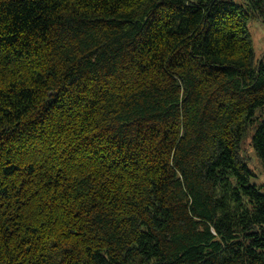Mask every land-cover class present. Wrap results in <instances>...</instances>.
Instances as JSON below:
<instances>
[{
    "label": "trees",
    "instance_id": "1",
    "mask_svg": "<svg viewBox=\"0 0 264 264\" xmlns=\"http://www.w3.org/2000/svg\"><path fill=\"white\" fill-rule=\"evenodd\" d=\"M264 0H0V264H264Z\"/></svg>",
    "mask_w": 264,
    "mask_h": 264
},
{
    "label": "rangeland",
    "instance_id": "2",
    "mask_svg": "<svg viewBox=\"0 0 264 264\" xmlns=\"http://www.w3.org/2000/svg\"><path fill=\"white\" fill-rule=\"evenodd\" d=\"M238 3H243L244 0H234ZM248 27L253 39V48L256 57H260L264 53V18L261 20H251L248 22ZM242 152L248 157V164L253 174L250 176V182L257 184L262 191H264V171L258 165L257 158L255 157L249 140L242 145Z\"/></svg>",
    "mask_w": 264,
    "mask_h": 264
}]
</instances>
